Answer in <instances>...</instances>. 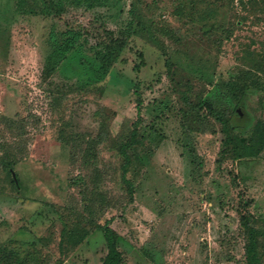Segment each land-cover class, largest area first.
Instances as JSON below:
<instances>
[{
	"label": "rangeland",
	"instance_id": "rangeland-1",
	"mask_svg": "<svg viewBox=\"0 0 264 264\" xmlns=\"http://www.w3.org/2000/svg\"><path fill=\"white\" fill-rule=\"evenodd\" d=\"M244 1L0 0V264H103L106 226L121 264H249L253 237L264 264V0Z\"/></svg>",
	"mask_w": 264,
	"mask_h": 264
},
{
	"label": "trees",
	"instance_id": "trees-1",
	"mask_svg": "<svg viewBox=\"0 0 264 264\" xmlns=\"http://www.w3.org/2000/svg\"><path fill=\"white\" fill-rule=\"evenodd\" d=\"M92 0H70V2H72V4L75 5H80L82 3H89ZM216 1H220V0H216ZM249 1H253V0H248ZM242 3H245L244 0H241ZM246 2V3H247ZM73 33L72 35H69L63 45L64 49H70L72 46L76 45L79 43L80 41V35L79 32H68V34ZM109 44L106 45V52L102 53L100 56V60L102 62V67L101 70L103 73L107 74L109 72V68L111 65V61L115 56V53L112 51L113 48L115 47H120L122 48L123 45H120L117 43V41H110L108 42ZM137 108H138V113L141 112V108H142V102H138L137 104ZM216 118L218 121H220L223 124V128L226 130V133H228L227 131V126L228 123L227 121L221 117V115L215 113ZM140 115H139V120H140ZM137 123L136 126L134 128V130L132 131V135H131V139L130 142L127 144H124L123 146H121L120 150L122 152V154L125 156L126 158V162L125 164H127L129 162V151L128 148L136 142V137H137ZM264 135V127L260 126L256 129L254 136H258L259 139L262 138ZM263 141V140H262ZM261 145H263V143H261ZM242 156V155H241ZM242 158V157H240ZM4 167L6 169H8L9 165L4 164ZM10 169V167H9ZM13 182H15V179L12 180ZM104 235H105V239H106V243H107V247H108V253L104 259V263L103 264H121L123 261V255L122 252L119 251V249L117 248V233L111 228L106 226L104 229ZM255 245H256V238L253 237L252 238V242L249 244V246L247 247V255H248V260H249V264H255L258 257L256 255V250H255Z\"/></svg>",
	"mask_w": 264,
	"mask_h": 264
}]
</instances>
